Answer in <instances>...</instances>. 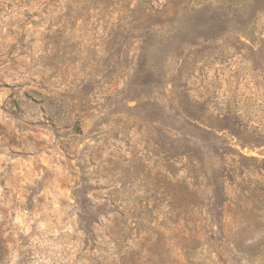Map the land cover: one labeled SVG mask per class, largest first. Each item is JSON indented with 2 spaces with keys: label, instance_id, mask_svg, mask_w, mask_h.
<instances>
[{
  "label": "rangeland",
  "instance_id": "374dc122",
  "mask_svg": "<svg viewBox=\"0 0 264 264\" xmlns=\"http://www.w3.org/2000/svg\"><path fill=\"white\" fill-rule=\"evenodd\" d=\"M0 264H264V0H0Z\"/></svg>",
  "mask_w": 264,
  "mask_h": 264
}]
</instances>
